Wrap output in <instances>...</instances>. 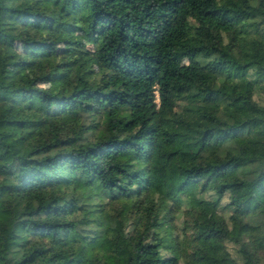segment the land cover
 Listing matches in <instances>:
<instances>
[{"label":"trees","instance_id":"obj_1","mask_svg":"<svg viewBox=\"0 0 264 264\" xmlns=\"http://www.w3.org/2000/svg\"><path fill=\"white\" fill-rule=\"evenodd\" d=\"M0 264H264V0H0Z\"/></svg>","mask_w":264,"mask_h":264},{"label":"rangeland","instance_id":"obj_2","mask_svg":"<svg viewBox=\"0 0 264 264\" xmlns=\"http://www.w3.org/2000/svg\"><path fill=\"white\" fill-rule=\"evenodd\" d=\"M47 85H48V84H47ZM52 88H53V89H55V87H54V86H52ZM118 233H121V231H119Z\"/></svg>","mask_w":264,"mask_h":264}]
</instances>
